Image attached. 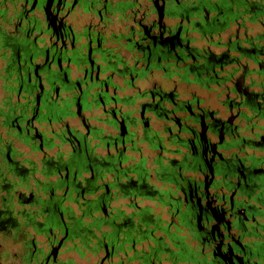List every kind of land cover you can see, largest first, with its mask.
Instances as JSON below:
<instances>
[{
	"label": "flooded vegetation",
	"instance_id": "flooded-vegetation-1",
	"mask_svg": "<svg viewBox=\"0 0 264 264\" xmlns=\"http://www.w3.org/2000/svg\"><path fill=\"white\" fill-rule=\"evenodd\" d=\"M99 167L125 253L65 239ZM121 253L264 264V0H0V264Z\"/></svg>",
	"mask_w": 264,
	"mask_h": 264
},
{
	"label": "trees",
	"instance_id": "trees-1",
	"mask_svg": "<svg viewBox=\"0 0 264 264\" xmlns=\"http://www.w3.org/2000/svg\"><path fill=\"white\" fill-rule=\"evenodd\" d=\"M104 171V167L103 169L99 167L97 176H92V179L87 177L85 184L81 188L66 189L67 194L73 192L75 195L70 198L74 205L67 203L65 206H61L64 215L63 225L66 231L65 239H69V242L72 243L70 248L75 249L79 254H83L85 250L100 249L105 240H120L119 249L125 253L122 239L118 237V233H111L113 228L114 232L121 230L125 211L121 205H109L108 195L110 194L109 188L111 184L105 179ZM89 193L94 194L89 196ZM133 206L138 208L136 205ZM112 209L114 210V215H116L115 219L119 216V222H113V218L110 215ZM109 226L112 227L111 230ZM108 244L110 243L107 242ZM123 253L118 254L115 264L126 263ZM137 253L138 250L135 251V256H137Z\"/></svg>",
	"mask_w": 264,
	"mask_h": 264
},
{
	"label": "rangeland",
	"instance_id": "rangeland-1",
	"mask_svg": "<svg viewBox=\"0 0 264 264\" xmlns=\"http://www.w3.org/2000/svg\"><path fill=\"white\" fill-rule=\"evenodd\" d=\"M155 208H156V207H155ZM66 254H67L66 252H62V253H60L59 255H60V257H64ZM74 257L76 258L75 255H74ZM75 258H74V259H75ZM76 260H78L79 263H80L81 261H83V259H82V260H79V259H77V258H76Z\"/></svg>",
	"mask_w": 264,
	"mask_h": 264
}]
</instances>
